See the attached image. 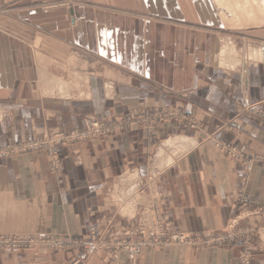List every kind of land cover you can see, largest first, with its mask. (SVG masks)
Wrapping results in <instances>:
<instances>
[{"label": "crops", "instance_id": "1", "mask_svg": "<svg viewBox=\"0 0 264 264\" xmlns=\"http://www.w3.org/2000/svg\"><path fill=\"white\" fill-rule=\"evenodd\" d=\"M55 1L0 0V150L85 130L91 119L177 117L57 146L61 176L51 169L50 146L0 155V237L40 241L0 248V264H110L111 252L88 253L75 242L134 229L117 205L127 177L143 184L135 213L158 210L169 229L263 225L264 17L249 14L251 0H230L231 11L216 0H77L41 9ZM226 43L236 49L230 64H241H215ZM218 145L253 159L249 173ZM242 185L248 207L238 202ZM243 251L241 240L151 247L120 255V264H240ZM251 264H264L263 243Z\"/></svg>", "mask_w": 264, "mask_h": 264}, {"label": "built area", "instance_id": "2", "mask_svg": "<svg viewBox=\"0 0 264 264\" xmlns=\"http://www.w3.org/2000/svg\"><path fill=\"white\" fill-rule=\"evenodd\" d=\"M215 64H217L216 61ZM176 117L177 115L174 112L158 111L151 114L129 116L121 120L96 119L91 121L85 130L61 132L43 139L8 145L0 150V155L11 156L27 152H37L50 146L51 169L58 176H61L63 165L60 160V153L56 148L57 146H67L75 142H86L115 133H125L135 127L153 126ZM218 147L224 149L232 159L243 163L246 173H249L253 159H247L235 147L229 145H218ZM142 190L143 184L137 177H127L125 179V188L120 190V196L117 197V205L122 215L136 220L135 230L124 228V234L127 239H114L116 236L114 235V231L108 230L104 234L92 233L88 241L79 240L75 243L83 246L88 253L111 252L113 254L111 264H120V255L122 254L136 257L148 247L225 246L240 240L243 242L244 248L240 256V264H251L254 248L257 246V243L264 244V223L258 228L247 226L240 229H236L235 224H232L225 233L210 231L205 234H190L170 230L158 213V210L148 212L147 209L139 215L135 213V207L141 200ZM238 202L244 207L254 204L245 195V185L241 187ZM39 242L38 239L34 238L0 237V248H32ZM43 242L52 248H61L63 246V243H59L58 241Z\"/></svg>", "mask_w": 264, "mask_h": 264}, {"label": "bare ground", "instance_id": "3", "mask_svg": "<svg viewBox=\"0 0 264 264\" xmlns=\"http://www.w3.org/2000/svg\"><path fill=\"white\" fill-rule=\"evenodd\" d=\"M217 2H218V4L220 5V7L223 9V10H226V9H228V10H230L231 9V5H232V2L230 1V0H216ZM257 2V3H256ZM254 4V5H253ZM248 6H246V9H248V7L250 8V7H252V5H253V7L255 6V9H257V11H261V13H262V16L264 17V0H251V2H249L248 4H247ZM236 7L234 6V16L235 17H232L233 18V20H237V14H238V12L236 11V9H235ZM249 10V9H248ZM231 11V10H230ZM225 11H223V15H224V19H228V17H226L225 16V13H224ZM250 15H251V13H249ZM230 21V20H229ZM230 45H232V44H230ZM229 46V45H228ZM230 47V46H229ZM225 49V48H224ZM231 49H232V47H231ZM234 49H235V47H234ZM236 50V49H235ZM232 51V50H231ZM252 51H253V49H252ZM250 52H251V50H250ZM259 52V51H258ZM233 53V52H232ZM257 53V52H256ZM237 54H239L240 55V53H238L237 52ZM258 54V53H257ZM211 55H213V54H211ZM216 55V54H215ZM237 56V55H236ZM210 57V56H209ZM253 57V56H252ZM230 58H232L231 57V55H230V53L229 52H227V50H223L222 51V53L220 54V55H216L215 57H214V59H213V61L215 62H217V64H218V66L220 65V66H228V63L230 64ZM209 60V59H208ZM234 60H235V58H234ZM257 61H258V59H256ZM237 61H240V59L239 60H237ZM250 62V61H249ZM239 64V63H238ZM247 64V63H246ZM227 69V68H226ZM231 69V68H230ZM59 81V80H58ZM65 82V81H64ZM63 84V83H62ZM66 84V83H65ZM60 87V86H59ZM58 87V88H59ZM64 87V86H63ZM65 88V87H64ZM67 90V89H66ZM63 94H64V92H63ZM66 94H67V91H66ZM84 96V95H83ZM177 138V137H176ZM184 139H186V138H184ZM182 140V139H181ZM178 140L177 139H174V140H172V141H166L167 143H165L166 144V146H171V145H174V144H176V142H177ZM183 141V140H182ZM190 141V140H189ZM179 142V141H178ZM181 142V141H180ZM185 142V141H184ZM190 143H192V141L190 142ZM181 144V143H180ZM192 145V144H191ZM177 146H179V144L177 145ZM190 146V145H189ZM176 150V149H175ZM178 150V149H177ZM163 148H161L160 149V151H159V155H162L163 154ZM175 153V152H174ZM172 159H169L168 160V163H172Z\"/></svg>", "mask_w": 264, "mask_h": 264}, {"label": "rangeland", "instance_id": "4", "mask_svg": "<svg viewBox=\"0 0 264 264\" xmlns=\"http://www.w3.org/2000/svg\"><path fill=\"white\" fill-rule=\"evenodd\" d=\"M75 3H79V2H77V0H58V1H55V2H51V3H45V4H41L42 6H41V9H54V10H56V9H68V8H70V7H72L73 5H75ZM257 3V2H256ZM254 5V4H253ZM249 13H251L252 15H254V16H257V15H259V17H260V19H263L262 18V13H261V11H257V9H255V6L254 7H250L249 8ZM231 22H234V20L233 21H231ZM237 22V21H236ZM235 22V24H233L232 25V28H237V27H239V25L237 24ZM227 45H229L228 43H226ZM230 46V45H229ZM228 46V48H227V52H229L230 53V55H231V57L233 58V56H235L236 57V52H235V49L234 48H232L231 50H229L232 46H230L229 47ZM233 52V53H232ZM232 58H230V59H232ZM254 59L256 60L257 58L256 57H254ZM235 62L237 63V65H238V63L239 64H241L239 61L237 62V61H233L232 62V64H229L228 63V65L230 66V65H232V66H235L236 64H235ZM93 120H96V119H91L90 120V122L91 121H93ZM90 122H89V124H90ZM89 124L87 125V127L89 126ZM146 127V126H145ZM175 152L177 151V152H179L177 149L176 150H174ZM159 170V169H158ZM145 210L143 209V211L141 212V213H143ZM136 228V227H135ZM135 230V229H134ZM170 230H173V229H170ZM173 231H176V230H173ZM135 232V231H134ZM178 232H183V231H178ZM208 232H210V231H208ZM208 232H206V233H208ZM185 233H190V232H185ZM190 234H196V233H190ZM198 234V233H197ZM199 234H205V233H199ZM115 235V234H114ZM125 235V234H124ZM136 235H137V233H136ZM126 239H127V237H125ZM125 238H117V239H125ZM137 238H139V236H137ZM115 239V238H114ZM154 247H156V246H154ZM161 247H167V246H161ZM204 247H215V246H207V245H205ZM216 247H221V246H216ZM148 248H151V247H148ZM107 252V251H106ZM122 255H125V254H122ZM127 255V254H126ZM113 257V256H112ZM111 262H112V260H111ZM111 264V263H110Z\"/></svg>", "mask_w": 264, "mask_h": 264}]
</instances>
